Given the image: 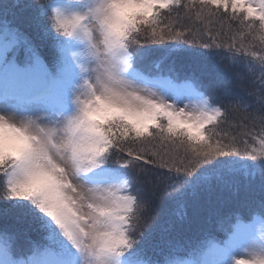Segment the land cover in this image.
<instances>
[{"label": "snow or ice", "instance_id": "6c2138e0", "mask_svg": "<svg viewBox=\"0 0 264 264\" xmlns=\"http://www.w3.org/2000/svg\"><path fill=\"white\" fill-rule=\"evenodd\" d=\"M28 7L35 36L0 13V68L45 78L50 44L58 96L34 116L50 89L0 87V201L40 235L0 230V264H264V0ZM202 196L220 237L185 249Z\"/></svg>", "mask_w": 264, "mask_h": 264}, {"label": "trees", "instance_id": "16d2710c", "mask_svg": "<svg viewBox=\"0 0 264 264\" xmlns=\"http://www.w3.org/2000/svg\"><path fill=\"white\" fill-rule=\"evenodd\" d=\"M42 0H0V13H3L5 7H8L7 19L18 25L22 30L27 32L29 35L35 36V31L32 26V16L34 15L36 8L28 7V5H38ZM19 5V7H13V5ZM222 10V9H221ZM229 14L231 9L229 8ZM0 19H3L0 16ZM216 19L215 29L220 28L221 22L218 18ZM224 27L227 28V21H224ZM41 54L44 56L46 63L49 66L50 75L45 77L57 76L54 68L55 50L50 44H44L41 48ZM23 71V76L34 77L35 74L40 75L39 69L29 66L25 62H19L16 64ZM207 69L212 70L211 60L206 61ZM187 70V69H186ZM258 186L259 180L256 181ZM207 197L202 196L199 201L189 200L187 207V217L183 220H177L175 216L172 217L174 223L170 233V236L179 241L180 244L185 246V249L189 244H195L199 241H205L213 237L219 238L218 233L213 225L208 223L209 212L207 209ZM215 199V196H213ZM166 209L171 212L178 210V205L169 203L166 205ZM167 227V225H165ZM19 230L21 232H27L33 240L40 239L39 233L34 229L30 228L26 223L18 222L16 214L11 210L10 206H6L0 201V230ZM160 240V235L157 233L153 237V243H157ZM19 244V242H18ZM20 247L26 249V245L19 244Z\"/></svg>", "mask_w": 264, "mask_h": 264}, {"label": "rangeland", "instance_id": "374dc122", "mask_svg": "<svg viewBox=\"0 0 264 264\" xmlns=\"http://www.w3.org/2000/svg\"><path fill=\"white\" fill-rule=\"evenodd\" d=\"M23 76V71L17 65L15 67L5 66L0 68V87L8 89L12 86L14 80L17 77ZM33 78L37 79L40 87L43 89H50L49 97L42 102H34L31 105H26V110L32 115H39L41 112H44L48 107L53 106L57 103L58 96V86L55 83L56 77L40 78V75L35 74ZM0 113L4 114L6 117L11 118L10 105H6L3 102H0Z\"/></svg>", "mask_w": 264, "mask_h": 264}]
</instances>
